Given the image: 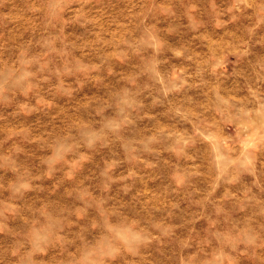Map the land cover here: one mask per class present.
<instances>
[{
    "label": "rangeland",
    "instance_id": "374dc122",
    "mask_svg": "<svg viewBox=\"0 0 264 264\" xmlns=\"http://www.w3.org/2000/svg\"><path fill=\"white\" fill-rule=\"evenodd\" d=\"M0 264H264V0H0Z\"/></svg>",
    "mask_w": 264,
    "mask_h": 264
}]
</instances>
